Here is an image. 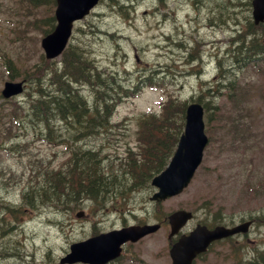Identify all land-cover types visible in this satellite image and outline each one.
<instances>
[{"label":"rangeland","instance_id":"rangeland-1","mask_svg":"<svg viewBox=\"0 0 264 264\" xmlns=\"http://www.w3.org/2000/svg\"><path fill=\"white\" fill-rule=\"evenodd\" d=\"M45 2L49 3L0 0V216L5 220L0 223V264H60L72 243L137 224L139 219L159 222L162 227L141 242L129 244L125 253L136 256L133 264H171L168 214L192 211L194 218L187 230L198 223L213 224L220 217L229 222L264 214V55L261 61L231 59L222 65L232 72L234 89L228 77L219 79L222 72L218 68L219 54L233 30H245L252 20L251 0H120L124 10L115 0H103L75 24L72 42L84 47L124 88L139 90L118 105L109 135L79 144L104 145L106 169L120 170L129 149L137 151V117L147 111L159 112L169 97L186 103L198 100L207 108L204 119L212 142L190 186L159 205L150 200L154 188L149 185L125 199L113 197L104 209L86 199L79 204L54 201L37 210L23 204L15 217L10 205L21 206L24 192H31L42 181L38 170L65 168L75 146L69 140L60 143L59 135H67L62 122H55L49 134L31 121L27 92L33 93L36 82L27 83L26 91L12 99L1 95L6 81L26 76L33 81L36 67L43 64L40 42L47 28L43 24L55 9ZM210 20L220 26L212 27ZM92 24V29L102 33L85 35ZM186 36L192 40L187 51L182 43ZM189 53L199 60L186 63ZM104 90L100 84L98 93ZM241 124L251 128L244 130ZM232 125L236 131L227 128ZM235 132L241 137L235 138ZM81 211L84 216L78 217ZM258 221L262 222L254 223L245 237L215 244L196 264H250L255 259L264 264V217ZM15 251L22 259L13 257Z\"/></svg>","mask_w":264,"mask_h":264},{"label":"trees","instance_id":"trees-1","mask_svg":"<svg viewBox=\"0 0 264 264\" xmlns=\"http://www.w3.org/2000/svg\"><path fill=\"white\" fill-rule=\"evenodd\" d=\"M47 21L45 25L52 27L53 18L48 17ZM90 30L92 33L86 35H96L95 29ZM48 31L47 28L45 32ZM243 36L237 37L238 49L242 47L245 39H251L252 42L243 48L247 50V58L253 53L255 55L263 51L264 46L260 37L256 36L254 27ZM184 49L187 50V47ZM87 54L84 47L75 45L65 51L61 65L53 67L50 66L52 63H49V66L44 64L37 66L33 81L26 76L30 84L36 82L34 97H32L33 93L28 92L31 96L28 103L36 115V117L34 115L36 125L41 124L46 133L52 134L53 122L55 119H62L73 127L64 138L71 139L73 135L74 139L92 138L102 136L104 133L109 135L112 129L110 118L124 88L120 83L118 85L111 74L105 75L104 71L98 70ZM190 54L186 61L194 59ZM100 84L105 90L101 91L102 94H97L92 104L89 103L80 88L99 90ZM116 87L119 88L113 94L108 92L109 89ZM88 105H91V108L88 109ZM185 107L186 102L169 98L159 114H142L137 122L139 129L136 135L137 151L129 149L124 162L121 163L122 168L118 171H113L110 166L106 169L102 160H106L107 156L101 157L102 150L90 148L75 150L67 160L65 168L62 166L54 169L46 166L44 170H38L40 174L37 172L36 174L43 177V183L36 184V196L42 195L46 203L57 201L59 205H63L69 202L70 196L76 197L78 201L83 190L90 201L104 209L105 197L113 198L119 195L118 197L125 199L134 190L149 186L151 179L166 167L176 148L184 126ZM242 127L244 130L247 128ZM77 133L80 137H77ZM237 134L240 137L241 134L238 132ZM62 136L64 135H59V138ZM32 189L35 187L33 186ZM28 192L29 189L25 196L26 202L31 200V196L33 197V193L30 192L31 196H29ZM5 206L9 208L8 204Z\"/></svg>","mask_w":264,"mask_h":264},{"label":"water","instance_id":"water-1","mask_svg":"<svg viewBox=\"0 0 264 264\" xmlns=\"http://www.w3.org/2000/svg\"><path fill=\"white\" fill-rule=\"evenodd\" d=\"M99 2V0H57L55 12L58 24L55 30L42 40L47 57H55L62 52L71 35L73 22L83 18ZM253 15L255 22H264V0H253ZM23 91V82L8 81L2 94L10 98ZM204 109L200 103H191L186 109V126L180 137L177 150L167 168L153 178L152 185L158 189L152 200L162 201L180 194L191 182L198 166L202 162L208 137L204 131ZM83 212L78 216H82ZM192 218V213L184 210L174 212L169 217L171 232L169 238L178 234L182 227ZM251 222H246L234 228L217 226L210 230L204 225H197L189 235H183L172 246L170 255L172 264H192L196 255L205 251L208 245L223 237L240 231H247ZM160 224L131 225L114 229L93 236L87 240L71 245L70 252L61 263L84 262L90 264H105L116 258L121 251V245L127 241L136 242L142 237L156 232Z\"/></svg>","mask_w":264,"mask_h":264},{"label":"bare ground","instance_id":"bare-ground-1","mask_svg":"<svg viewBox=\"0 0 264 264\" xmlns=\"http://www.w3.org/2000/svg\"><path fill=\"white\" fill-rule=\"evenodd\" d=\"M115 4L121 9V10H124V7L122 6V4H121V2H120V0H115ZM122 14L123 15H125V16H127V12H125V11H122ZM221 17L222 18H224V14H222L221 15ZM235 23V22H234ZM208 24L209 25H211L212 27H214V26H217V25H219L220 26V24L218 23V22H216V21H213V20H210V22H208ZM208 26V25H207ZM249 26H250V28L252 27H254V25L251 23V24H249ZM95 26L92 24V25H90V28H89V31H86L85 32V35L87 34V33H89V32H91L92 30H90V29H92V28H94ZM233 29H235V28H231L230 30H233ZM92 33V32H91ZM99 33H102V31L99 29V28H95V32H94V34H99ZM242 34V32H241V30L238 28V27H236V30H233V32H232V34H231V38L229 39V44L227 45V47L223 50L224 52H223V55H221V54H219V57H221V59L222 58H224V57H226V56H229L230 54H233V53H238V54H241V52L243 51V53L242 54H245V53H247V50L245 51L243 48H245V47H247V46H249L252 42H251V39H245V42H244V44L242 45V47H240L239 49H238V39L239 38H237L239 35H240V37L241 36H243V35H241ZM244 37V36H243ZM259 37H260V39L261 40H263L264 41V29H262L261 31H260V33H259ZM192 42V40L188 37V36H186L184 39H183V41H182V43H183V49L184 48H189V47H191V43ZM232 43V44H231ZM233 45V46H232ZM232 46V47H231ZM185 50V49H184ZM85 51H87L86 49H85ZM185 51H187V50H185ZM226 52H228V53H226ZM191 55L192 54H190V57H191ZM87 56H88V58L91 60V62L95 65V67L98 69V70H101V71H104V69H101L100 67H99V65H97L96 63H95V61L93 60V59H91V57L89 56V54H87ZM186 57H187V55H186ZM192 58V57H191ZM199 60V57H194V61L193 62H190V61H186V63H188V64H193V63H196V60ZM223 62L224 63H228V62H231L228 58H225V59H223ZM101 71H99V72H101ZM201 72V70L198 72V73H200ZM221 75L219 76V79H220V77L222 78V79H225L226 77H228V80H229V83L233 86V89H234V87L235 88H237L236 86H235V81H232V72L230 71V70H228V68L227 69H225L224 67H221ZM202 76V75H201ZM231 81V82H230ZM21 82H23V91L21 92V93H19L17 96H20V95H22L25 91H26V87H27V83H29V82H27V80L26 79H22L21 80ZM118 85H119V82H118ZM99 87V86H98ZM119 87H116V88H112V89H109L108 90V92L109 93H114L117 89H118ZM28 89H29V87H28ZM80 89H82L83 90V92H84V96H87V98H88V102L89 103H91L92 104V101H94V98L95 97H97V94H98V89L97 88H93V89H91V88H87V87H81ZM138 87H132V86H127V87H125L124 88V90L122 91V95L119 97L120 99H119V101H118V104L115 106V108H114V110H113V113H112V116H111V124L113 123L112 122V120H113V116H114V113H115V111H116V108L118 107V105H120V103L122 102V100L123 99H127V98H130V97H133L137 92H138ZM32 93V92H31ZM27 94H28V92H27ZM2 95V94H1ZM34 95H35V92H33V94H32V97H34ZM29 96V95H28ZM2 97L4 98V99H8V98H6V97H4L3 95H2ZM29 97H31V96H29ZM177 99V98H176ZM26 106H28V108H27V111L29 110L30 111V113H29V117H31V121L33 122V123H36V118H34V113L32 112V110H31V106L29 105V103H27L26 104ZM89 108H91V105H88V109ZM33 114V115H32ZM149 114H152V113H149ZM142 114H140L138 117H137V122H138V118L141 116ZM35 117H36V115H35ZM55 122H62V124L66 127V131H65V133L66 134H68L69 133V131L73 128V127H70L69 125V123H67L66 121H62V119H58V120H56L55 119V121L53 122V124L55 123ZM53 124H52V127H53ZM39 125V124H38ZM41 125V124H40ZM235 125V124H234ZM185 126H186V121H185V119H184V126H183V130H185ZM70 127V128H69ZM137 127H138V123H137ZM54 128V127H53ZM182 130V131H183ZM234 130V129H233ZM139 132V129L137 128L136 129V135H137V133ZM104 135L105 136H107V134L106 133H104ZM180 136H181V134H180ZM180 136H179V138H180ZM65 136H62V137H60L59 138V141L63 144L66 140H69V141H71V142H73V144L75 145L74 147H72L73 148V150L71 151V155H72V153L75 151V150H77L78 148H80V149H89L90 147H89V145H88V142H86L85 143V145L84 146H82V145H80L79 144V142L80 141H82V140H87L88 138H80V139H74L75 137H74V135L72 136V137H70L71 139H69V138H64ZM77 137H80V135L77 133ZM74 139V140H73ZM90 149H94V150H98V149H100V150H102L101 151V157H103L102 156V152H103V150H104V145H101V146H95V148H90ZM71 157V156H70ZM204 159V158H203ZM203 159H202V162H203ZM104 159L102 160V162L104 163ZM202 162L200 163V164H202ZM37 177H39V176H37ZM40 183L42 182V181H39ZM38 183V182H37ZM43 183V182H42ZM35 187V186H34ZM27 192V191H26ZM26 192H24V195H23V197H22V201H21V206H17V208H15V207H13V204H11L10 206H11V211H12V213H14V215H15V217H17L19 214H20V210H21V207H22V205L23 204H25V205H27L29 208L31 207L32 209H35V210H37V209H40V208H42V207H44L45 205H47V203L45 202V200H43V201H41V197H43L42 195L40 196V195H34V194H36V187H35V189H32L31 190V192L33 193V196H35L34 198L36 199V202L35 201H33L32 199H33V197L30 195V192H28V194H29V196H31V200L29 201V202H24V200H25V196H26ZM80 194H81V196H80V199L78 200V201H76V197H72V196H70L69 197V203H71V204H76V203H78L79 201H81V200H89L88 198V196L85 194V192L83 191V190H81V192H80ZM40 200V201H39ZM31 201H32V203H31ZM105 201H106V206H107V203H111L112 202V198H110V197H105ZM93 202V201H92ZM105 206V207H106ZM261 217H264V214L263 215H256V216H250V218L251 219H255V222H257V223H260V222H262V221H258V219L259 218H261ZM2 219H4L2 216H0V223H5V220L3 221ZM12 228H13V225H12ZM0 232H3L2 231V229L0 228ZM8 234V233H7ZM0 240H1V236H0ZM14 252V251H13ZM16 252V251H15ZM0 253H1V251H0ZM19 256V258H21V254L17 251L16 252V254H14L13 255V257L15 258V259H17V257ZM261 257H263V262H264V255H261ZM22 259V258H21ZM15 263H16V261H15ZM250 264H261L260 263V261L258 260V259H255V260H253Z\"/></svg>","mask_w":264,"mask_h":264},{"label":"flooded vegetation","instance_id":"flooded-vegetation-1","mask_svg":"<svg viewBox=\"0 0 264 264\" xmlns=\"http://www.w3.org/2000/svg\"><path fill=\"white\" fill-rule=\"evenodd\" d=\"M247 220H249L247 217H244V216H242L239 220H237V221H234V220H231V221H229V222H226V219H224L223 220V223H225V225H227V226H234V225H236V224H239V223H242V222H245V221H247ZM252 220V223H255V219H251ZM244 235L245 234H237V235H235V236H233V237H227V238H225V239H222V240H219V241H217V242H219V243H223L224 241H227V240H229V239H231V240H233V239H235V238H243L244 237ZM237 241V240H236ZM216 243V242H215ZM128 246V244H126L125 246H124V251H123V254L118 258V259H116V260H113V261H110L109 263H107V264H115V263H117V262H120V261H123L124 259V261H123V264H128V262H129V264H132V263H134V262H136V260H135V255H127L126 253H125V248ZM204 258V254H202V255H198L197 257H196V259H195V261H196V263L198 262V261H200V260H202ZM194 261V262H195Z\"/></svg>","mask_w":264,"mask_h":264}]
</instances>
